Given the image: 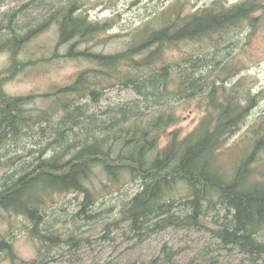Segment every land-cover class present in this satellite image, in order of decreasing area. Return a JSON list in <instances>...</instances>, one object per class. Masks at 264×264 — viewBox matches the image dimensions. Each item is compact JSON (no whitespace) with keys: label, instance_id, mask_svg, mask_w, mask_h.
Returning <instances> with one entry per match:
<instances>
[{"label":"trees","instance_id":"obj_1","mask_svg":"<svg viewBox=\"0 0 264 264\" xmlns=\"http://www.w3.org/2000/svg\"><path fill=\"white\" fill-rule=\"evenodd\" d=\"M32 1L0 0V56L5 57L0 67V217L9 223L6 231L0 229V264H44L54 244L73 245L68 228L42 226L44 220L37 214L46 212L54 194L62 199L63 192L89 175L84 171L86 161L92 166L90 184L77 196L85 213L89 198L99 200L93 197L99 190L113 192L134 183L139 191L133 200L145 202L124 200L111 218L98 217L95 227L104 236L119 226L123 233L130 228L133 236L143 239L149 234L143 227L152 218L154 224L147 227L152 233L184 229L192 222L209 229L213 238L223 228H233L222 239L250 249L247 259L234 264H257L264 254V242L255 239L260 236L256 228L264 231V208L256 218L252 207L253 199L260 208L264 206V198L257 200L264 197V110L254 109L264 88L257 91L251 85L241 56L264 24V0H210L202 6L191 0H168L137 16V22L130 18L126 22L114 11L117 0ZM99 5L113 14L90 19L86 10ZM127 23L130 27L124 33ZM51 25L55 44L45 53L26 52L27 45ZM114 28L118 31L112 32ZM65 59L86 65L69 82L43 93L14 95L6 90V82L27 68ZM189 85L195 86V94L178 102ZM112 91L134 96L123 103L106 101ZM193 97L199 103L196 122L185 127L181 124L189 110L185 103L193 102ZM48 101L52 104L45 106ZM27 104L42 106L43 111L35 114H45L49 120L92 110L94 121L77 118L62 129L68 137L86 140L77 159L53 168L52 160L61 158V153L53 143L44 147L38 139L11 151L19 134L12 137L10 128L19 124L23 133L32 125L22 115L15 118L16 108L22 111ZM123 105L126 109L118 113L124 117L122 122L109 124L107 117L94 118ZM14 120L17 123L11 124ZM29 152L37 159L35 169L21 162L20 153ZM249 186L258 191H246ZM180 201L186 204L183 216L175 210ZM217 204L226 211L228 224L223 228L219 217L210 212ZM14 226L39 241L45 251L38 249L37 257L29 260L18 256L12 245ZM78 239L89 240V236L81 233ZM161 252L164 256L151 257L152 261L172 264L163 246ZM206 258L202 257L204 263L218 264L214 257Z\"/></svg>","mask_w":264,"mask_h":264},{"label":"rangeland","instance_id":"obj_2","mask_svg":"<svg viewBox=\"0 0 264 264\" xmlns=\"http://www.w3.org/2000/svg\"><path fill=\"white\" fill-rule=\"evenodd\" d=\"M136 1L135 5L131 6L129 2ZM168 0H117L115 12L121 13L122 19L127 22V18L137 22V16H144L148 9L156 7L162 4L161 2H167ZM210 0H191L197 6H202L208 3ZM146 5V6H144ZM147 7V8H146ZM90 14H93L95 18L103 19L111 16L114 11L108 8H104L103 5H99L95 8L89 9ZM33 13L35 15L40 14ZM40 21V20H39ZM126 33L129 29L128 23L125 24ZM55 26L51 25L46 30L42 31L37 37L27 45L26 52L35 51L36 54L45 53L48 47L55 39ZM118 31V28H114L112 32ZM246 60L248 69L245 74H248L251 80V85L255 90L264 88V24H261L256 33L253 35L251 41L247 44L246 53L241 56ZM4 56H0V67L4 63ZM40 66V68H38ZM86 66L85 63L75 60L65 59L60 62H52L47 65H37L36 68H27L23 73L18 74L14 79H10L6 82L5 88L10 94H30V93H43L50 90L55 85L67 83L71 80V77L80 69ZM133 96L129 91H112L108 94L109 99L106 101H117L120 99H127ZM104 104V102H103ZM30 106V105H29ZM32 106V105H31ZM258 111L264 110V99L258 103V106L254 109ZM196 110L189 109L185 111L184 118L181 124L185 127H189L196 122ZM242 130H244L242 128ZM32 146V145H31ZM33 147V146H32ZM2 171L0 170V176ZM115 198H122L124 194L114 193ZM53 196L58 197L57 194ZM73 197V196H71ZM70 197V198H71ZM78 198H72V206L77 202ZM70 201V200H69ZM58 202V201H57ZM111 204V203H110ZM59 205V204H58ZM113 205V204H111ZM58 207V206H56ZM54 207V209L56 208ZM114 209L108 210L107 207L102 213L103 217H112L110 213ZM56 214L59 213V209L56 210ZM55 214V215H56ZM87 214V212H86ZM101 216V217H102ZM56 217V216H55ZM17 218V217H16ZM58 222L54 224L56 230L64 231L71 226L72 219L70 216L56 217ZM14 222L15 215L10 218ZM0 228L3 230L9 225L8 221L2 220L0 217ZM76 228V226L74 227ZM123 227L113 228L109 236L111 238L105 239L104 232H100V227L96 228L95 225H91V222L81 221L79 228H76V232L81 235L84 233L89 236V242L80 247L69 245L61 248V252L55 254L50 252V255L56 257L49 260L45 264H135L144 262V260L160 255L161 247L163 244H167L173 250H179L175 259L179 264L185 261L187 258L194 256L195 262L199 263L202 255L209 256L214 255L218 261V264H224L222 257H218V251L213 249L212 251L204 250L198 252L200 245L204 242L205 238H201L198 232H186L185 230H178L168 228L159 233L153 234L151 237L143 242H136L134 238L128 237L123 234ZM16 234L15 239L12 242L13 248L23 259H32L37 257L38 249H42L39 241L32 240L27 232H20L17 227H14ZM102 233V234H101ZM206 236V240L208 241ZM210 240V238H209ZM45 251V248L42 249ZM228 261V260H227ZM159 262V261H158ZM2 264H8L7 261H3ZM257 264H262L258 262Z\"/></svg>","mask_w":264,"mask_h":264},{"label":"bare ground","instance_id":"obj_3","mask_svg":"<svg viewBox=\"0 0 264 264\" xmlns=\"http://www.w3.org/2000/svg\"><path fill=\"white\" fill-rule=\"evenodd\" d=\"M35 2H36V0L33 2V4ZM161 3L163 4L165 2H161ZM133 5H135V3ZM144 6H146V5H144ZM82 10H84V8ZM86 11L89 14L90 19L94 18V15L90 14L89 10H86ZM46 29L47 28H44L43 31ZM54 44H55V41L51 43L52 46ZM74 75L72 76V78H74ZM195 90H196L195 86L193 87V86L189 85L187 90L182 95H180L181 98L179 99L178 102H186L187 95L195 94L194 93ZM130 93H132V92H130ZM133 96H134V94H133ZM133 96H131L130 98H132ZM262 97L263 98L261 100L264 99V94L262 95ZM197 98L193 97V102L185 103V104H187L189 109H195V107H197V105L199 103H196V100H194ZM127 99H129V98H127ZM125 100L126 99H124V100L120 99L117 101L123 103V102H126ZM117 101H112V102H117ZM50 104H52V102L48 101L45 106H48ZM94 105H96V104H94ZM124 106H126V105H123L117 109H114L107 114H100L99 113V114H97V116H95V117L93 116V117L97 121H103L107 117V119L109 120L108 121L109 124L122 122L124 120V117L119 116L118 113L120 110L122 111V110L126 109ZM43 109L44 108L42 106H38V105L29 106L28 104L24 105V109H22V111H19V108H16L15 118H21V115H22V116L30 119L29 121L32 125L30 127L26 126L25 131L23 133H22V130L19 129V126H20L19 124L17 126L13 125V127L10 128L11 129L10 130L11 136L12 137L14 136V138H15V134H16V137L19 134V139L14 141L12 143V145H10L9 148H11V151H14V153H15V152H17L18 144L25 143V142L30 143L34 139L42 140L44 147L48 146L50 143H53L55 145L53 147L58 149V151L61 153V155H60L61 158L57 157V159H55V161L52 160V162H55L53 165V168L61 169L62 167H64V165H66L67 162H70L74 159H77V156H79L80 152L82 151L81 147L86 141V140L84 141L81 138H77L75 136L68 137V135H64L62 129L65 130V128H68V126H71L73 121H75L77 118H82V121L85 120L86 118H91L90 115H91L92 110L90 109L87 112H84L83 114H81L80 111H75L72 116L71 115L64 116L65 120H63L61 116H59L58 118H56L54 120H49L48 116L45 114H35L37 112L41 113L43 111ZM196 113H197V111H196ZM91 119H92V121H94L93 118H91ZM15 120H17V119H15ZM15 120L11 124L17 123ZM49 122H51V123H49ZM96 127H97V123H96V125L95 124L91 125L89 127V129L96 128ZM43 149L45 150L46 153L50 152L49 147L48 148L46 147ZM44 157H45V155H44ZM41 158H43V157H41ZM20 159L22 160L21 162L27 163L30 166V168H33V169L36 168L37 159L34 155L31 154V152H29L28 154L20 153ZM84 164H85L84 165V171L86 174H89V175H84L83 181L70 186L69 191L63 192L62 193V199H59L58 197H53L50 204L46 207V212L37 214L38 218L40 220L41 219L44 220L42 226H45V225H48L51 223L52 226L50 227V229L54 230L56 228V227H54V224L56 222H53V221L56 219V221L58 222V220H61V219H58L56 217L61 218V216H65L66 219H67V216H70L71 217V218H69L70 220L71 219L73 220L74 218L77 217L82 222L89 221V222H91V224L96 225V221L98 220V217L102 216V213L106 207L108 210H110L111 206L115 207L114 210L110 213V216H114L115 213H117L122 208L123 203L125 202L124 200L129 201V204H131L134 201L137 202L138 198H136L134 200H133V198H135V196L137 195V193L139 191V188H137L138 183H136V184L131 183L132 185H129L127 187L121 186L119 189L113 190V192H107V190H99L97 192L98 194H94V196H93L95 198L99 197V200L96 201V200H93L92 198H89V206H87V208H86L87 214L83 211L84 209L83 210L80 209L81 207H80V204L78 203L79 199H77V201H76L77 203L74 206H72V203H74V201H72V198H75V197L78 198L77 197L78 196V190L83 191L85 189V187H87L90 184V173L92 171V166L91 165L88 166L87 161L84 162ZM33 169H30V171L34 172L35 170H33ZM95 176L96 175H93L92 178L96 179ZM241 185L243 187L245 184L242 183ZM247 190L255 193L256 191H258V188L249 186L246 188V191ZM117 192H118V194H124V196L122 198L121 197L115 198L116 195L114 193H117ZM71 196H73V197H71ZM263 198H264L263 195H261V196L257 197V200L258 201H259V199L263 200ZM60 200H63V202H61ZM253 201H252L253 205H254V207H252L254 209L253 215H255L256 218H258L259 213L262 211L264 206H262L260 208L259 206H261V205L257 204V202H255L256 200L253 199ZM186 202L187 201L185 200V203ZM110 203L113 205H111ZM141 203H145V202H142V199H140L137 202V204L142 205ZM185 203H184V201H180L176 205L177 208L175 210L178 211V214L180 216L184 215V211L186 208ZM216 203H220V201H218ZM205 204L208 205V201L205 202ZM56 206H58V207H56ZM54 207H56V208L54 209ZM209 207L210 206H207L208 209H209ZM58 209H59V213L56 214V212H57L56 210H58ZM210 212H211L213 218L219 217V220L221 221L220 224H222L221 225L222 228L225 227V224H228L226 218H224V217H226V211H225V208L223 205L222 206L218 205V204L214 205V207H212L210 209ZM151 220L147 221V226H145V227L141 226V227H143V232L148 231L149 234L147 237H145L143 239H139L138 237L133 236V234H132L133 231L130 228H127L126 235L130 238H134L136 240V242L145 241L146 239L151 237L153 234H156V233H152V231H149L150 228H147V227L152 226L154 224L155 221L150 222ZM153 220H155V219H153ZM81 221L78 224L71 222L70 223L71 226H69V228H68V231H70L68 233L69 240L72 241L73 246H77V247L85 245V243L89 242V240L81 241L78 239L81 235H79V233L76 232L77 231L76 228H79V226L81 225ZM233 221H236V218ZM190 225L191 226L186 227L184 229L182 227H174V229H178V230L183 229V231L185 230L186 232H198L201 238H205L204 242L200 245L201 247L199 248L198 252L204 251V250H209V251L213 252V249L215 251L217 250L218 251L217 252L218 257L219 256L222 257L224 259L223 262L226 260V262L224 264L240 263V260L247 259V255L250 254V249H246L244 247H241V245L238 242L228 243L227 241H224L225 239L224 240L222 239L225 237V235L223 233L234 231L233 228H226V229L223 228V232L222 233L219 232L221 234L218 233V236L216 234L215 235L216 237L211 238L210 233H209V231H210L209 229L199 227V226L197 227V225L193 224L192 222L190 223ZM75 226H76V228H74ZM14 227H12L13 231H14ZM8 228H9V225L6 227L5 230H3L2 228H0V229L3 231H6ZM113 228L117 229V228H119V226H113ZM113 228H112V230H114ZM256 229H257V232L259 233L260 236L258 238H255V237L254 238L257 239L258 241L264 242V231H263V229L262 228H256ZM20 232H25V231L20 230ZM245 233L249 234V230L246 229ZM123 234H125V233H123ZM28 236L30 237L29 234H28ZM101 236H103L105 239L111 238V235L110 236L109 235L108 236L101 235ZM206 236L209 237L210 240L208 238V241H207ZM231 244H233V245H231ZM64 246H66V245H61L60 247H57L54 244L50 248V252H52V253L55 252V254L58 252H61V248H63ZM162 246L164 247L166 254H168L171 257L172 264H179V262H177L175 259V255L177 256V254L179 253L178 252L179 250L175 251L170 246H167V244H163ZM160 255L164 256L162 252H160ZM202 257H207L206 259H209V258H213L215 256L212 254L209 256L202 255L200 257L201 259L199 260V263L195 262V260H194L195 257L192 256V257L187 258L181 264H207L206 262L204 263V260H202ZM52 258L55 259L56 257H54L52 255L49 260H51ZM214 259H216V258H214ZM49 260H47L45 263H47ZM258 262L264 264V254L261 258H259ZM158 263L159 262H157V263L153 262L151 258H148V259L144 260V262L135 263V264H158ZM37 264H43V261L38 262Z\"/></svg>","mask_w":264,"mask_h":264}]
</instances>
